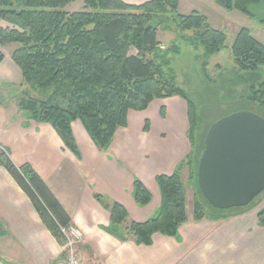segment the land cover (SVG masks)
Masks as SVG:
<instances>
[{
	"label": "trees",
	"instance_id": "obj_1",
	"mask_svg": "<svg viewBox=\"0 0 264 264\" xmlns=\"http://www.w3.org/2000/svg\"><path fill=\"white\" fill-rule=\"evenodd\" d=\"M76 1L0 0V22L6 23L4 28L0 27V47L17 45L11 59L22 77L20 87L24 91L19 107L28 121L50 125L65 149L78 155L71 130L73 122L79 120L94 145L106 151L116 131L127 126L130 111H145L158 99H183L188 109L191 151L172 175L155 178L160 193L155 214L136 223L129 219L123 206L94 194V199L110 215L109 225L102 230L118 241L131 240L137 246L150 247L155 234L176 238L179 227L187 222L186 191L181 181L184 168L188 170V185L191 183L194 191L193 220L199 222L207 216L195 193L196 187L204 199L197 184L198 161L194 156L197 110L172 75V58L178 54L179 46L172 43L170 48L161 47L158 34L192 33L182 38L183 42L202 48L206 56L225 49L226 35L212 28L206 16L198 12L179 15L177 0H152L138 6L121 0H84L82 11H63ZM212 1L225 11H238L250 17L249 8L261 2ZM230 53L242 72L256 73L264 67V45L246 28L235 36ZM3 59L0 52V63ZM257 88L250 87V101L264 112V81ZM33 91L41 92V97H31L29 92ZM0 167L29 199L53 238L64 246L61 229L68 228L71 219L44 181L29 164L16 166L4 148H0ZM132 197L140 208L152 200L137 179L133 182ZM214 210L215 214L208 218L229 217L227 211ZM257 219L264 228V210Z\"/></svg>",
	"mask_w": 264,
	"mask_h": 264
},
{
	"label": "crops",
	"instance_id": "obj_2",
	"mask_svg": "<svg viewBox=\"0 0 264 264\" xmlns=\"http://www.w3.org/2000/svg\"><path fill=\"white\" fill-rule=\"evenodd\" d=\"M121 1L138 6L152 0ZM13 50L2 53L0 63V148L9 151L16 166L29 164L69 215V227L82 235L76 245L82 264H264V228L258 224L256 211L195 222L186 206L187 222L179 227L177 237L155 234L150 247L131 240L120 242L105 233L102 228L109 225L110 215L94 194L123 206L136 223L157 211L160 193L155 178L172 175L191 151L186 102L179 97L158 99L145 111H130L127 126L116 131L106 151L94 145L77 120L71 124L75 155L65 149L50 125L28 121L19 98L10 97L22 81L11 59ZM3 95L10 98L3 101ZM183 176L187 178V168ZM135 179L152 196L146 207H138L132 197ZM0 264H66L64 246L53 238L2 167Z\"/></svg>",
	"mask_w": 264,
	"mask_h": 264
},
{
	"label": "rangeland",
	"instance_id": "obj_3",
	"mask_svg": "<svg viewBox=\"0 0 264 264\" xmlns=\"http://www.w3.org/2000/svg\"><path fill=\"white\" fill-rule=\"evenodd\" d=\"M177 1L179 4V15L187 16L192 12L206 15L211 27L222 31L226 35L225 49L214 56H206L202 48L188 46L183 42L182 38L192 36V33L173 34L159 32L158 34L161 47L170 48L173 45L172 43H176V46H179L178 54L172 58L171 69L177 86L186 94L197 110L196 149L194 156L198 161L203 151L205 134L216 121L236 112H248L264 118V112L250 101L251 95L253 96V93L251 94L250 92V87L254 86V89L257 90L258 85L264 81V67H261L256 73L242 72L234 65L230 53V47L233 44L235 36L242 28L248 29L251 35L264 45V0L249 8L252 17L238 11H225L212 0ZM83 7L84 0H77L68 5L63 11L75 13L82 11ZM5 26L6 23L0 22V27L4 28ZM12 48H17V45L12 44L2 49L0 48V52L7 55ZM16 88L18 90L10 91L12 95L10 97L20 99L24 90L20 86ZM29 95L31 97H41V92H29ZM1 97L3 101L10 98L6 95ZM155 111L156 108L150 113L152 117L155 116ZM184 171L187 172L186 169ZM181 179L186 191L188 215L192 219L194 191L190 187L191 183L188 185L185 176ZM195 193L202 204L205 215L210 217L215 214L216 211L211 205L198 195L196 187ZM262 210H264V192L247 207L232 209L225 212V214L237 216L244 212L256 211L258 215ZM77 249L75 246V254L77 253ZM82 261L80 257V264H82Z\"/></svg>",
	"mask_w": 264,
	"mask_h": 264
},
{
	"label": "water",
	"instance_id": "obj_4",
	"mask_svg": "<svg viewBox=\"0 0 264 264\" xmlns=\"http://www.w3.org/2000/svg\"><path fill=\"white\" fill-rule=\"evenodd\" d=\"M203 142L197 184L212 208H245L264 192L263 118L233 113L213 123Z\"/></svg>",
	"mask_w": 264,
	"mask_h": 264
},
{
	"label": "built area",
	"instance_id": "obj_5",
	"mask_svg": "<svg viewBox=\"0 0 264 264\" xmlns=\"http://www.w3.org/2000/svg\"><path fill=\"white\" fill-rule=\"evenodd\" d=\"M61 233L65 237L64 250L66 252V264H80L74 248L81 239V233L72 227L61 229Z\"/></svg>",
	"mask_w": 264,
	"mask_h": 264
}]
</instances>
